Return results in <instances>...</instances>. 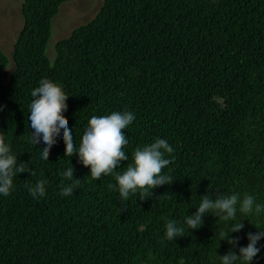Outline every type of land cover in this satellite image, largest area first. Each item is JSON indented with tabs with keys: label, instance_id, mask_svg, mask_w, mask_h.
I'll use <instances>...</instances> for the list:
<instances>
[{
	"label": "trees",
	"instance_id": "trees-1",
	"mask_svg": "<svg viewBox=\"0 0 264 264\" xmlns=\"http://www.w3.org/2000/svg\"><path fill=\"white\" fill-rule=\"evenodd\" d=\"M65 1L21 0L11 59L0 49V132L26 169L0 195V264H220L230 249L238 254L248 233L264 231V212L245 215L238 204L235 220L206 213L174 241L165 225L194 214L205 194L248 193L264 204V0H101L91 20L54 44L51 61V22ZM45 78L69 96L64 116L77 148L93 115L131 111L129 159L116 171L136 147L165 139L173 183L123 202L108 187L114 174L94 180L78 155H64L63 130L43 160L28 116ZM69 161L81 183L61 196L72 183L62 175ZM41 180L46 193L33 198L27 185ZM239 223L230 236L239 243L221 241ZM257 247L252 264H264V238Z\"/></svg>",
	"mask_w": 264,
	"mask_h": 264
},
{
	"label": "clouds",
	"instance_id": "clouds-1",
	"mask_svg": "<svg viewBox=\"0 0 264 264\" xmlns=\"http://www.w3.org/2000/svg\"><path fill=\"white\" fill-rule=\"evenodd\" d=\"M33 98L29 106L31 131L30 141L33 145L43 142L45 147L40 149L43 160L48 161L52 147L57 143V137L63 130V141L67 157L78 155V163L90 169V176L99 180L102 175L115 176L116 185L109 184L108 187L117 190L123 202L130 196L139 193L142 200L153 195V189L164 185H171L174 181L170 174H165L164 169L168 168L173 160L165 158L166 154L171 155L174 149L165 139L157 138L150 144L136 147L132 153V162L127 165L123 172L116 169L122 166V162L129 159L124 149L129 141L123 130L128 128L136 119L131 111H115L109 115H93L88 121L87 128L81 138L79 147L74 144L72 130L69 128V121L64 113L68 109L66 101L69 96L64 92L63 86L49 79H41L39 86L31 92ZM2 110V109H0ZM25 163L17 165V157L12 154L11 147L5 142V134L0 132V195L8 196L14 188L13 179L19 173H25ZM62 173L66 180L72 183L64 185L61 196H70L74 189L80 186L81 180L74 179L75 169L71 165ZM31 175H35L34 172ZM47 181H38L34 186L27 185L28 191L33 198L43 197L46 193ZM242 214L255 213L259 216L264 212V204L256 202V197L248 193L231 195H217L213 200L208 194L201 197V202L196 212L187 215L183 222L168 220L165 225V238L169 241L185 236L186 229L197 230L203 225V218L206 213H213L220 220H235L237 205ZM123 210H127L125 207ZM186 226V227H185ZM243 223L234 225L229 231H221V241L235 247L239 243V237L230 238L231 233L240 232ZM264 238V231H257L255 234L248 233L247 246L240 247L238 254L229 250L224 256L219 257L220 264H252L253 259L259 254L258 242Z\"/></svg>",
	"mask_w": 264,
	"mask_h": 264
},
{
	"label": "rangeland",
	"instance_id": "rangeland-1",
	"mask_svg": "<svg viewBox=\"0 0 264 264\" xmlns=\"http://www.w3.org/2000/svg\"><path fill=\"white\" fill-rule=\"evenodd\" d=\"M101 0H66L51 22V36L46 55L54 59V44L69 36L74 27L91 20L98 12ZM21 0H0V49L11 59V50L22 25ZM13 68L10 62L4 72L6 79Z\"/></svg>",
	"mask_w": 264,
	"mask_h": 264
}]
</instances>
